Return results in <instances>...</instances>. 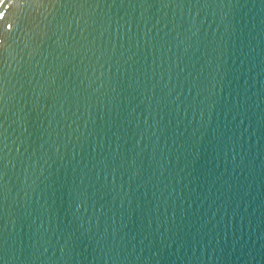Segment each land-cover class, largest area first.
Instances as JSON below:
<instances>
[{"label": "water", "instance_id": "1", "mask_svg": "<svg viewBox=\"0 0 264 264\" xmlns=\"http://www.w3.org/2000/svg\"><path fill=\"white\" fill-rule=\"evenodd\" d=\"M0 264H264V0H0Z\"/></svg>", "mask_w": 264, "mask_h": 264}]
</instances>
